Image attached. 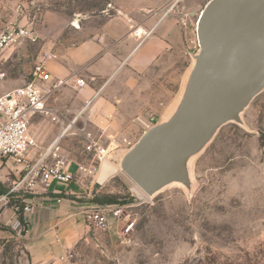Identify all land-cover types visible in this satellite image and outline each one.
I'll return each mask as SVG.
<instances>
[{
  "label": "rangeland",
  "instance_id": "obj_1",
  "mask_svg": "<svg viewBox=\"0 0 264 264\" xmlns=\"http://www.w3.org/2000/svg\"><path fill=\"white\" fill-rule=\"evenodd\" d=\"M208 1L181 0L179 5L195 20ZM135 6L132 0H124L121 6L112 0H0V32L20 25L34 32L32 39L14 40L1 52L0 67L8 73L4 89L30 78L46 45L60 40L77 43L88 36L84 32L88 26H99L119 12L132 14ZM184 39L165 61L138 73L141 78H135L143 87L125 89L128 102L117 107L111 119L107 115L109 133L104 134L91 119L92 108L87 111L88 129L101 144L109 145L114 137L116 144L121 143L108 158L113 164L121 163L130 149L124 139L136 143L148 129L151 115L157 124L176 111L195 63L193 48ZM82 93H76L77 103H85ZM58 103L71 106L67 100ZM43 120L41 134L50 140L60 124ZM63 146L72 165L80 162L97 171L76 177L60 204L53 195L32 197L36 207L50 212L43 229L35 227L34 212L27 216L26 226L21 220V233L11 226L18 215L1 219L0 264H264V91L242 113L241 123L224 125L189 162V185L171 184L153 196L141 195L135 182L112 165L97 177L100 167L85 152L82 134L68 135ZM11 167L0 164L6 190L16 177ZM100 198L135 203L137 225L128 239L118 227L103 231L87 225L81 210ZM29 241L42 243L43 250L37 252Z\"/></svg>",
  "mask_w": 264,
  "mask_h": 264
},
{
  "label": "water",
  "instance_id": "obj_2",
  "mask_svg": "<svg viewBox=\"0 0 264 264\" xmlns=\"http://www.w3.org/2000/svg\"><path fill=\"white\" fill-rule=\"evenodd\" d=\"M199 51L171 117L147 129L121 169L149 196L190 184L188 164L264 91V0H209L197 21ZM193 160V159H192Z\"/></svg>",
  "mask_w": 264,
  "mask_h": 264
},
{
  "label": "built area",
  "instance_id": "obj_3",
  "mask_svg": "<svg viewBox=\"0 0 264 264\" xmlns=\"http://www.w3.org/2000/svg\"><path fill=\"white\" fill-rule=\"evenodd\" d=\"M166 14H172L177 18L187 39L186 43L196 54L200 49L197 37V21L200 14L193 20L192 14L181 8L176 1L168 7ZM33 34L34 32L25 25L8 27L0 32V54L12 41L19 38L32 39ZM7 78V71L0 67V164L13 162L11 169L16 177L11 187L0 193V207H10L16 216H20L16 217L11 226L21 233L23 225L21 220H24L26 226L27 216L33 213L36 207L32 197L45 193L53 195L52 198L60 204L65 197L63 194H67L60 184L69 185L83 172L91 176L97 171L94 165L89 169L80 162L77 163L75 170L72 169V161L66 155L63 146L68 135L82 134L85 152L99 167L110 157L111 151L121 146V143L116 144L117 140L114 137L109 145L101 144L94 132L88 129L86 113L95 96L78 110L58 106L52 102L54 96L64 87L72 86L75 89L85 87L87 82L83 77L54 80L44 58L34 64L30 78L22 85L6 90L4 87ZM69 113L72 116H69ZM35 116H42L52 123L60 124L59 135L48 145L40 144L30 130L31 121ZM108 117L111 119L113 115L109 114ZM155 119L156 117L151 115L149 122L146 123L148 129L155 125ZM124 143L128 148L135 144L128 139H124ZM88 204L81 213L89 227L103 231L118 227L119 234L124 240L135 231L137 219L132 211L135 203L92 201Z\"/></svg>",
  "mask_w": 264,
  "mask_h": 264
},
{
  "label": "crops",
  "instance_id": "obj_4",
  "mask_svg": "<svg viewBox=\"0 0 264 264\" xmlns=\"http://www.w3.org/2000/svg\"><path fill=\"white\" fill-rule=\"evenodd\" d=\"M112 1L121 6L124 0ZM132 1L136 5L132 14L119 12L99 26H88L84 31L88 33V36L77 43L67 44L60 40L46 45L35 61L36 63L46 58L47 69L54 80L67 77H83L86 80L87 85L82 89H75L72 86L64 87L54 96L52 102L61 106L58 102L65 103L67 100L71 106L68 103L63 106L78 110L84 103L75 101L76 93L83 92L82 99L85 102L95 96L90 106L92 108L90 117L104 134L111 131V128L105 125L106 122L109 123L107 115L115 113L117 107L120 108L128 102V99L124 97L125 89L132 91L143 87L135 78H141L138 73L146 72L154 64L165 61L166 56L172 53L174 48L181 47L185 41L177 18L172 14H166L168 9L166 5L172 0ZM175 1L181 2V0ZM43 119L46 118L35 116L31 121L30 130L40 144L48 145L59 135L60 127L53 132L50 140H45L41 134ZM6 164L12 166L13 162ZM76 165H72L73 170L76 169ZM100 169L97 177L107 173L110 167L106 165L102 173ZM5 178L0 175V193L7 191ZM70 185H64L65 187L62 188L68 193ZM49 213L44 207L34 209L33 216L36 220L34 225L37 230L44 228L41 224ZM6 214L11 215L6 216ZM15 216L10 207H4V209L0 207V220L6 217L7 220H11ZM35 230L32 233L36 235ZM36 236L34 239L37 238ZM30 246L37 252L43 250L42 243L34 245L31 243Z\"/></svg>",
  "mask_w": 264,
  "mask_h": 264
},
{
  "label": "bare ground",
  "instance_id": "obj_5",
  "mask_svg": "<svg viewBox=\"0 0 264 264\" xmlns=\"http://www.w3.org/2000/svg\"><path fill=\"white\" fill-rule=\"evenodd\" d=\"M141 32H142V30H141ZM192 159H193V158H191L190 161H192ZM104 162H106V163L103 164ZM103 163L101 164L102 167H100V168H101V169H100V172H101V173L104 172L106 165H112V166L118 168V170H122V169H121L120 162H119L118 165H116V164H113L111 161H109V160L107 159V160L103 161ZM97 174H98V173H97ZM99 174H100V173H99ZM175 184H176V185H181L180 183H175ZM135 185H136V189L138 190V192H139L141 195H144L145 192L141 189V187H139L136 183H135Z\"/></svg>",
  "mask_w": 264,
  "mask_h": 264
},
{
  "label": "trees",
  "instance_id": "obj_6",
  "mask_svg": "<svg viewBox=\"0 0 264 264\" xmlns=\"http://www.w3.org/2000/svg\"><path fill=\"white\" fill-rule=\"evenodd\" d=\"M94 202H98V203H116V198H104V199H96V201ZM257 257L255 259V262H257Z\"/></svg>",
  "mask_w": 264,
  "mask_h": 264
}]
</instances>
